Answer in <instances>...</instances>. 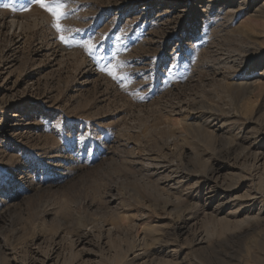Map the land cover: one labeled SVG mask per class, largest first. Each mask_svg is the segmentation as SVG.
I'll list each match as a JSON object with an SVG mask.
<instances>
[{"label":"rangeland","instance_id":"obj_1","mask_svg":"<svg viewBox=\"0 0 264 264\" xmlns=\"http://www.w3.org/2000/svg\"><path fill=\"white\" fill-rule=\"evenodd\" d=\"M65 11L0 0V264H264V0Z\"/></svg>","mask_w":264,"mask_h":264},{"label":"snow or ice","instance_id":"obj_2","mask_svg":"<svg viewBox=\"0 0 264 264\" xmlns=\"http://www.w3.org/2000/svg\"><path fill=\"white\" fill-rule=\"evenodd\" d=\"M30 3L38 5L41 9L46 10L48 13L51 14L53 18V27L56 29L57 32H64L65 27L62 25L61 20L66 18L68 16V12L65 11L66 8V0H51V3H49V0H30ZM5 8H12L13 11H16L17 9L13 7L10 3H5L3 5ZM20 11L27 10L24 6H21L19 9ZM68 31H71V29H68ZM79 31V29H77ZM59 39L64 43H69L68 38L61 34L59 36ZM81 47H83L90 55L93 53V49L97 47L96 44L92 42L91 39L87 41L81 42ZM100 70L102 72H107L109 76H111L114 80L121 79V76H118L115 72L111 70V68L107 65H102L100 67ZM124 79H127L125 76Z\"/></svg>","mask_w":264,"mask_h":264},{"label":"bare ground","instance_id":"obj_3","mask_svg":"<svg viewBox=\"0 0 264 264\" xmlns=\"http://www.w3.org/2000/svg\"><path fill=\"white\" fill-rule=\"evenodd\" d=\"M162 19H163V17H162ZM16 21H17V20H15V18H13V17L11 18V23H13V24L16 25ZM196 123H197V122H196Z\"/></svg>","mask_w":264,"mask_h":264}]
</instances>
